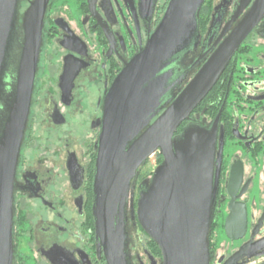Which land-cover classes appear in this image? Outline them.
Listing matches in <instances>:
<instances>
[{
    "label": "flooded vegetation",
    "instance_id": "1",
    "mask_svg": "<svg viewBox=\"0 0 264 264\" xmlns=\"http://www.w3.org/2000/svg\"><path fill=\"white\" fill-rule=\"evenodd\" d=\"M258 1H204L198 47L186 66L201 52L206 56L185 82ZM168 2L155 0L150 10L140 0H49L16 172L14 264H107L92 218L103 100L144 48ZM187 126L215 127L222 143L209 264H264V13L180 131ZM148 160L137 174L134 210L140 185L153 176L154 169L143 172ZM126 231L130 264H162L159 248L136 220L128 219Z\"/></svg>",
    "mask_w": 264,
    "mask_h": 264
},
{
    "label": "water",
    "instance_id": "2",
    "mask_svg": "<svg viewBox=\"0 0 264 264\" xmlns=\"http://www.w3.org/2000/svg\"><path fill=\"white\" fill-rule=\"evenodd\" d=\"M155 0H140L153 7ZM205 0H169L145 46L113 81L102 105L95 144L92 218L107 264H130L128 219L157 245L162 264H209L211 201L222 143L215 127H180L217 83L232 56L264 13H252L185 82L206 54L198 47ZM49 0H0V264H14L16 172L28 130ZM202 48L201 51H203ZM185 82V86H182ZM177 134V135H176ZM158 154L150 182L137 174Z\"/></svg>",
    "mask_w": 264,
    "mask_h": 264
},
{
    "label": "rangeland",
    "instance_id": "3",
    "mask_svg": "<svg viewBox=\"0 0 264 264\" xmlns=\"http://www.w3.org/2000/svg\"><path fill=\"white\" fill-rule=\"evenodd\" d=\"M158 157H159L158 154L152 156V157L148 160V162H147V164H146V166H145L143 172L146 173V172H149V171L155 169V167L160 163V162H159V161H160L159 158H161V157H159V158H158ZM161 159H162V158H161Z\"/></svg>",
    "mask_w": 264,
    "mask_h": 264
},
{
    "label": "trees",
    "instance_id": "4",
    "mask_svg": "<svg viewBox=\"0 0 264 264\" xmlns=\"http://www.w3.org/2000/svg\"><path fill=\"white\" fill-rule=\"evenodd\" d=\"M181 131H182V130H181ZM181 131H180V129H179L177 133H179V134H180V133H181ZM159 162H161V159H160V161H159ZM159 164H160V163H159Z\"/></svg>",
    "mask_w": 264,
    "mask_h": 264
}]
</instances>
